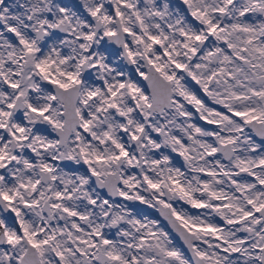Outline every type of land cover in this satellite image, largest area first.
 <instances>
[{
	"label": "snow or ice",
	"instance_id": "6c2138e0",
	"mask_svg": "<svg viewBox=\"0 0 264 264\" xmlns=\"http://www.w3.org/2000/svg\"><path fill=\"white\" fill-rule=\"evenodd\" d=\"M0 264H264V0H0Z\"/></svg>",
	"mask_w": 264,
	"mask_h": 264
},
{
	"label": "flooded vegetation",
	"instance_id": "af4514ba",
	"mask_svg": "<svg viewBox=\"0 0 264 264\" xmlns=\"http://www.w3.org/2000/svg\"><path fill=\"white\" fill-rule=\"evenodd\" d=\"M175 1V0H173ZM198 123H203L201 121H197ZM182 163V162H181ZM183 208L187 209L190 213H193V214H198L200 212V210H196V209H191L188 205H181ZM143 207V206H141ZM148 214L150 215L151 218L153 219H160L161 220V223L163 226H165L167 228V230L171 231L170 228L167 227V224L165 221L162 220V218L159 216V213L158 212H155V210H152V209H148ZM186 251V250H185Z\"/></svg>",
	"mask_w": 264,
	"mask_h": 264
},
{
	"label": "rangeland",
	"instance_id": "374dc122",
	"mask_svg": "<svg viewBox=\"0 0 264 264\" xmlns=\"http://www.w3.org/2000/svg\"><path fill=\"white\" fill-rule=\"evenodd\" d=\"M173 2H175V1H173ZM200 211H203V210H200ZM216 220H217L218 223L220 222L218 218H216Z\"/></svg>",
	"mask_w": 264,
	"mask_h": 264
}]
</instances>
